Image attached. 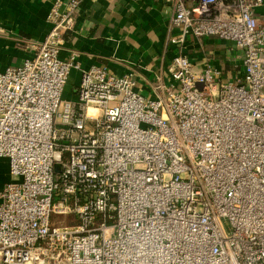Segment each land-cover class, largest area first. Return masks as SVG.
<instances>
[{"label":"built area","instance_id":"built-area-1","mask_svg":"<svg viewBox=\"0 0 264 264\" xmlns=\"http://www.w3.org/2000/svg\"><path fill=\"white\" fill-rule=\"evenodd\" d=\"M169 2L179 50L153 98L100 66L62 98L81 0H54L32 57L0 72V264H264V2ZM188 37L232 43L239 74L195 70Z\"/></svg>","mask_w":264,"mask_h":264},{"label":"crops","instance_id":"crops-1","mask_svg":"<svg viewBox=\"0 0 264 264\" xmlns=\"http://www.w3.org/2000/svg\"><path fill=\"white\" fill-rule=\"evenodd\" d=\"M53 2L0 0V72L32 57L30 45L42 41L50 28L47 16ZM255 14L264 26V6ZM173 16L169 0H81L74 31L64 33L60 51L63 60L74 54L78 66L69 72L65 99L74 98L81 71L93 66L105 67L115 76L131 75L135 91L153 98L157 78L170 83L168 68L179 50L170 43L178 35ZM182 51L195 70L208 61L221 70L222 80L236 76L241 67L230 42L188 37ZM13 179L8 160L0 158V189Z\"/></svg>","mask_w":264,"mask_h":264},{"label":"rangeland","instance_id":"rangeland-1","mask_svg":"<svg viewBox=\"0 0 264 264\" xmlns=\"http://www.w3.org/2000/svg\"><path fill=\"white\" fill-rule=\"evenodd\" d=\"M239 68V71L237 70L236 72H235V74H239V72H240V67H238ZM69 75H68V78H67V81H66V84L67 85H65L66 87V90H68L67 88H68V84H69ZM71 91V90H70ZM64 95L65 94H62V98H64L65 99V97H64ZM68 223V217H64V216H62V217H56V216H51V224L52 225H57V226H62V225H65V224H67ZM223 225H224V228L226 229V231H229V225H228V223H227V221H223Z\"/></svg>","mask_w":264,"mask_h":264},{"label":"water","instance_id":"water-1","mask_svg":"<svg viewBox=\"0 0 264 264\" xmlns=\"http://www.w3.org/2000/svg\"><path fill=\"white\" fill-rule=\"evenodd\" d=\"M58 170V166H55V171H57Z\"/></svg>","mask_w":264,"mask_h":264}]
</instances>
